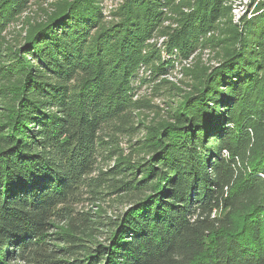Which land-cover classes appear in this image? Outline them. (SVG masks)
Instances as JSON below:
<instances>
[{
  "label": "trees",
  "instance_id": "trees-1",
  "mask_svg": "<svg viewBox=\"0 0 264 264\" xmlns=\"http://www.w3.org/2000/svg\"><path fill=\"white\" fill-rule=\"evenodd\" d=\"M0 264H264V0H0Z\"/></svg>",
  "mask_w": 264,
  "mask_h": 264
},
{
  "label": "rangeland",
  "instance_id": "rangeland-1",
  "mask_svg": "<svg viewBox=\"0 0 264 264\" xmlns=\"http://www.w3.org/2000/svg\"><path fill=\"white\" fill-rule=\"evenodd\" d=\"M121 0H104V7H105V10H106V12L108 11V10H110V8H112V7H115L119 2H120ZM234 4H236L235 2H234ZM244 4H246V3H244ZM237 6V5H236ZM244 8H246V5L244 6V7H241V6H237L234 10L236 11L235 13L236 14H241V12H243V10H244ZM159 41H160V39H159ZM206 56V55H205ZM157 97H156V99H154L153 101L155 102V103H159L160 105H162L161 103H162V101H164V100H166L167 98H168V93H166V92H164V89L161 87L159 90H158V93H157ZM163 107H164V105H163ZM121 146L122 147H125L126 146V144H125V140H122L121 141ZM105 164H107V162H105V161H103ZM111 161H109V163H110ZM102 163V162H101ZM104 163H103V165H104ZM85 205H89V202H85ZM99 205L100 206H102V207H104V208H106L107 207V205L108 204H106V202L105 201H101L100 203H99ZM122 208H124V207H122ZM93 209H95V208H93ZM98 233V235H99V237H98V239L100 240V239H102L103 237V235L101 234V232H97Z\"/></svg>",
  "mask_w": 264,
  "mask_h": 264
},
{
  "label": "built area",
  "instance_id": "built-area-1",
  "mask_svg": "<svg viewBox=\"0 0 264 264\" xmlns=\"http://www.w3.org/2000/svg\"><path fill=\"white\" fill-rule=\"evenodd\" d=\"M245 1H247V0H245ZM235 9V8H234ZM233 9V12H234V17H235V19H237L238 17H239V15H241L243 12H244V10H245V8H244V10H243V12H241V14H236L235 12V10ZM162 40V38L160 39V41Z\"/></svg>",
  "mask_w": 264,
  "mask_h": 264
}]
</instances>
